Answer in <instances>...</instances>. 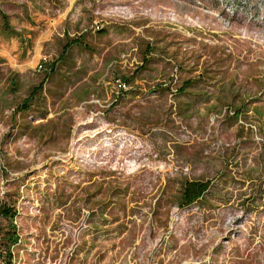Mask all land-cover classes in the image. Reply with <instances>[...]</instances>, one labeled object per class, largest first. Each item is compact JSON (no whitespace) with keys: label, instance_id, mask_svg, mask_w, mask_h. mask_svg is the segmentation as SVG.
Returning a JSON list of instances; mask_svg holds the SVG:
<instances>
[{"label":"rangeland","instance_id":"obj_1","mask_svg":"<svg viewBox=\"0 0 264 264\" xmlns=\"http://www.w3.org/2000/svg\"><path fill=\"white\" fill-rule=\"evenodd\" d=\"M12 42L0 264H264V0H0Z\"/></svg>","mask_w":264,"mask_h":264},{"label":"trees","instance_id":"obj_2","mask_svg":"<svg viewBox=\"0 0 264 264\" xmlns=\"http://www.w3.org/2000/svg\"><path fill=\"white\" fill-rule=\"evenodd\" d=\"M4 19H6V18H4ZM5 26L9 28L7 20H5ZM78 42H79L78 40H73L68 45H66L64 50H63V56L73 45L77 44ZM42 87H43V85H40L39 87L34 88V90L31 92L29 98L24 100L21 109L25 110L28 108L30 100L33 98L34 95H36L39 91L42 90ZM208 187L209 186L207 183L188 182L184 187V201L185 202L195 201L196 199H198L199 197H201L204 194V192L208 189ZM4 212H8V210L5 209ZM9 216H12V214Z\"/></svg>","mask_w":264,"mask_h":264},{"label":"crops","instance_id":"obj_3","mask_svg":"<svg viewBox=\"0 0 264 264\" xmlns=\"http://www.w3.org/2000/svg\"><path fill=\"white\" fill-rule=\"evenodd\" d=\"M49 35H50V34H49ZM47 37H49V36H47ZM75 40H78V41H79L77 44L82 43L81 37L78 38V39H75ZM77 44H75V45H77ZM41 49H42V47H41L40 44L38 45V47H36V48L34 49V50L36 51V56L33 58V60H35L38 56H40V54L42 53V52H41ZM16 51H18V46H17V44L14 43V42H12L11 45H9V44L7 43V45H4V46L2 47V49L0 50L1 55H2L4 58L11 57V54L14 53V52H16Z\"/></svg>","mask_w":264,"mask_h":264},{"label":"built area","instance_id":"obj_4","mask_svg":"<svg viewBox=\"0 0 264 264\" xmlns=\"http://www.w3.org/2000/svg\"><path fill=\"white\" fill-rule=\"evenodd\" d=\"M99 29H100V26L96 25L95 30H99ZM47 62H48L47 57H44L43 60L41 62H39L38 65H37L38 70L39 71L43 70L44 69V65H46ZM114 84H115L116 89L118 91H127V89H128L127 83L122 81V79H120V78L116 79Z\"/></svg>","mask_w":264,"mask_h":264}]
</instances>
